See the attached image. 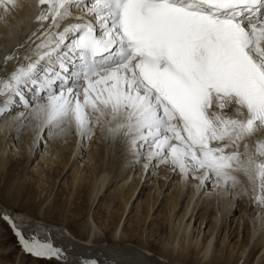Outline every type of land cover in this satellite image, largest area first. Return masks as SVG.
I'll list each match as a JSON object with an SVG mask.
<instances>
[{"label": "snow or ice", "instance_id": "obj_1", "mask_svg": "<svg viewBox=\"0 0 264 264\" xmlns=\"http://www.w3.org/2000/svg\"><path fill=\"white\" fill-rule=\"evenodd\" d=\"M8 5L16 0H0ZM36 7L40 43L0 79V115L18 97L50 131L67 125L91 139L100 128L123 137L145 170L164 165L228 194L238 185L248 194L243 175L264 207V136L257 135L264 0H36ZM2 218L26 252L62 255L51 237H25Z\"/></svg>", "mask_w": 264, "mask_h": 264}, {"label": "bare ground", "instance_id": "obj_2", "mask_svg": "<svg viewBox=\"0 0 264 264\" xmlns=\"http://www.w3.org/2000/svg\"><path fill=\"white\" fill-rule=\"evenodd\" d=\"M7 7L6 11L4 6H0V79L13 71L18 63H25L23 58L28 49L35 48L36 44L40 43V33L33 35V32L40 28L35 21L39 11L35 0H16L15 7ZM69 22L71 21H66L65 24ZM47 24L48 22H45L44 28H47ZM21 45L23 47H20ZM14 51L18 53L19 59L13 57L5 64L4 58ZM4 99L5 97H0V104ZM16 101L10 111L0 115V168L8 165L13 156L23 159L29 166L39 156L31 171L42 168V172L68 173L72 185L92 186L87 216L85 222L80 225L83 231L87 230L84 241L73 239L53 226H50V229L45 228L46 224L33 221L35 218L31 216L9 212L6 214L16 228L18 226L28 236L34 234L41 240L51 237L54 246H61L59 248L62 249V254L66 255H61L63 262L83 264L94 260L96 264H171L141 254L143 249L135 245L94 244V240L103 234L92 218V209L101 195L109 188L115 187L112 188L113 195L115 199H124L123 208L126 211L138 207L139 201L136 199L142 192V187L149 184L148 195L152 194V197L145 201V204L148 201L149 209L152 210L155 205L156 210L161 204L160 200L168 203V212H164L169 215L170 238L161 241V250L166 254L176 252L177 255L175 253V256H172V261L182 264L181 261L192 252L194 264H249L247 258L258 248L257 257L251 264L264 263V207L254 201L251 188L243 175L239 178L249 190L247 195H242L244 199H248L244 211H240L235 226L232 227L230 223L234 220L230 219V216L234 212L233 202L227 205L229 207L223 208L226 204L223 205L220 199L227 193L223 189L208 182L201 185L199 179L191 176L183 180L178 172H173L170 167L164 165L145 170V160L141 158L138 163L134 162L123 137L113 138L100 128L94 130L91 139L80 137L74 127L67 125L64 130L50 131L43 119L33 118L32 110L25 109L19 103L18 97ZM257 135L264 136V131ZM48 141L50 144L46 146ZM28 167L26 166V169ZM158 170H161V173L156 172ZM170 174L172 176L168 178ZM43 175L45 176V173ZM152 178L150 182L149 179ZM238 188L239 185L235 190ZM200 203H203V206L200 207ZM249 204L251 208L247 207ZM201 208L205 210L203 214ZM41 209L42 207L39 209L40 213ZM2 211L0 208L1 213ZM1 213V216L5 215ZM253 221L256 224L249 227L247 241L243 244L244 222L252 224ZM111 236L116 242L125 240L123 227L116 226ZM248 246H251L250 251L247 250ZM246 253L250 255L246 256Z\"/></svg>", "mask_w": 264, "mask_h": 264}, {"label": "rangeland", "instance_id": "obj_3", "mask_svg": "<svg viewBox=\"0 0 264 264\" xmlns=\"http://www.w3.org/2000/svg\"><path fill=\"white\" fill-rule=\"evenodd\" d=\"M49 144L48 141L46 146ZM120 147L121 145L119 148ZM38 159L39 156L29 166V164L27 165L23 159H17L13 156L7 163L8 165L5 164V166L3 165L4 168H0V208L3 210L2 213L5 215L8 212L22 216L28 215L35 218L37 221L41 220L43 224H50L49 226L51 227L53 226L58 229H61L59 227H64L68 233L73 236V239L84 241L87 236V230L83 231L80 225L85 222L87 216L92 186L90 184H85L84 186L72 185L69 176L70 174L68 173L61 174L58 171L42 172L40 171L42 168H39L37 171H31V167L37 164ZM26 166H29L30 169L29 167L26 169ZM156 172L161 173V170ZM44 173L45 176L43 175ZM171 176L172 175L170 174L168 178ZM152 180L153 178L149 179L150 182ZM208 183L210 185L213 184L211 182ZM139 187H141V184ZM112 188H109L101 195L99 201L92 209V218L103 233L99 238L94 240V244L106 243L108 245L115 244L117 246L135 245L136 247L143 250L146 249L145 251L151 253L149 254L143 250L140 251L141 254L149 255L152 259H162L161 261H166L171 264H180V262L176 263L172 261V256L174 257L176 252L166 254L161 250V241L170 238L168 237L170 235V233H168L169 215L167 214L168 210L166 209L169 208L168 203L160 200L161 204L157 209L155 210L156 207L154 205L153 209L150 210L148 199L150 196L152 197V194L148 195L150 192V185L148 184L142 187V192L138 196V199H136V201H139L138 207L124 211V199H115V196L113 195L114 189ZM110 189L112 191H110ZM239 189L240 188H238L237 191L234 190L233 194L235 195L225 193L223 199H220V201H223V205L226 204L223 208L233 202L234 212H232L230 216V219L234 220L230 223L232 227L235 226L240 211H244L243 209H245L248 199L243 198V195L239 193ZM146 200H148L146 202L147 204H145ZM201 206H203V203H200V207ZM41 207L42 209L40 213L39 209ZM247 207L251 208V205L249 204ZM201 209L203 210L202 212ZM201 209L199 212L203 214L205 210L204 208ZM245 212L247 213V210H245ZM2 217L3 216L0 215V264H64L62 261L60 262L57 257H37L26 252L15 235L12 224ZM244 223L245 231L244 236L242 237L243 244L247 241L246 234L248 235L250 232L249 227L256 224L254 221L252 224L250 222ZM118 225L124 229L125 240L116 242L113 241L114 239L111 234ZM207 228L208 225L205 230H207ZM18 229L25 235V237H28L21 228ZM195 235L196 234H194V236ZM56 247L59 248L61 246ZM248 248L247 250L250 251L251 246H248ZM257 253L258 248L250 253L251 255L247 253L245 254L246 256L250 255L247 258L249 264L256 259ZM62 256L66 257L64 254H62ZM185 258L186 259L184 260L181 259L182 261L180 260L182 264H194V256L192 252L188 253ZM72 259H75V257H72ZM65 264L74 263L69 262Z\"/></svg>", "mask_w": 264, "mask_h": 264}, {"label": "water", "instance_id": "obj_4", "mask_svg": "<svg viewBox=\"0 0 264 264\" xmlns=\"http://www.w3.org/2000/svg\"><path fill=\"white\" fill-rule=\"evenodd\" d=\"M8 212V211H7ZM6 213V212H5ZM35 222H41V221H36V220H34ZM46 226H48L47 228H49L50 229V226H49V224L47 223V225ZM65 232V234L66 235H68V233L66 232V231H64ZM68 236H70V235H68ZM71 237V236H70ZM61 257L62 256H60V257H57V259H59L60 261H62L63 262V259H61ZM103 261H105V260H103ZM64 264L66 263V262H63ZM105 264H107V263H105ZM112 264V263H111ZM158 264H161V263H158Z\"/></svg>", "mask_w": 264, "mask_h": 264}]
</instances>
